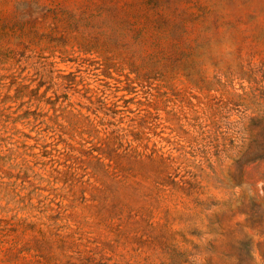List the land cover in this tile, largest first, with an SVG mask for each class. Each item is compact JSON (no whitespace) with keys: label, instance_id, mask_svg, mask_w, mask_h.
<instances>
[{"label":"rangeland","instance_id":"374dc122","mask_svg":"<svg viewBox=\"0 0 264 264\" xmlns=\"http://www.w3.org/2000/svg\"><path fill=\"white\" fill-rule=\"evenodd\" d=\"M0 264H264V0H0Z\"/></svg>","mask_w":264,"mask_h":264}]
</instances>
